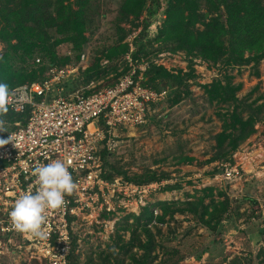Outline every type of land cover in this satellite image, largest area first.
Segmentation results:
<instances>
[{"label": "rangeland", "instance_id": "rangeland-1", "mask_svg": "<svg viewBox=\"0 0 264 264\" xmlns=\"http://www.w3.org/2000/svg\"><path fill=\"white\" fill-rule=\"evenodd\" d=\"M90 1L87 43L77 49L62 43L65 37H57L58 57L71 61L63 68L78 69L65 83L66 95L91 83L93 91L113 85L126 69L128 72L126 57L132 50L133 54L138 53L139 65L144 60L148 69L162 67L179 75L180 82L158 80L150 85L156 91L166 90V98L143 126L118 133L119 149L106 163L107 172L112 173L114 166L125 173L115 174L114 178L154 176L161 181L149 184L152 188L146 206H134L130 213L103 214L98 222H80L74 264H117L116 258L130 264V256L141 259L144 250L128 227L134 225V219H126L160 202L170 204V209L167 213L154 209L155 221L147 227L155 244L151 264H264V234L260 233L264 227V110L254 133L233 153L231 161L214 160L215 137L222 131V118L228 106L212 101L207 91V86L219 80H231L233 85H241L238 98L264 107V59L257 67L253 63L227 66L225 59L215 63L196 54L175 51L158 38L166 19L164 9L152 18V25L145 31L147 13L136 19L121 12L123 0ZM73 2L63 0V6L71 7ZM202 12L209 18L206 9ZM0 43L1 56L6 45L1 40ZM36 55L40 60L24 65L29 71L50 64L42 54ZM109 55L114 61L109 60ZM249 56L247 53L246 57ZM21 66L15 63L16 68ZM147 70L140 72L145 74ZM94 72L100 75L86 82V75ZM13 130V125L4 122L0 137ZM226 164L237 169L239 175L227 178ZM203 206L213 213L203 217L209 225L200 219ZM159 217L164 222L160 223ZM138 235L143 243L148 240L142 227ZM133 238L135 241L129 244ZM122 244L126 248H121ZM0 264L41 263L29 260L24 252L15 251L2 240Z\"/></svg>", "mask_w": 264, "mask_h": 264}, {"label": "built area", "instance_id": "built-area-1", "mask_svg": "<svg viewBox=\"0 0 264 264\" xmlns=\"http://www.w3.org/2000/svg\"><path fill=\"white\" fill-rule=\"evenodd\" d=\"M133 51L126 57L128 72L100 90L93 91L91 83L66 95L65 83L78 73L70 67L51 68L43 82L14 89L9 111H29V117L26 125L0 137V244L5 240L41 264H69L80 222H98L103 214L130 213L134 206L147 205L151 185L104 178V154L110 156L119 149L118 133L147 123L167 96L166 90L143 85L140 71H146L149 64L142 60L139 65ZM53 160L65 163L78 187L65 196L62 209L49 210L43 237L21 234L12 227L9 213L20 195L38 189L35 166ZM224 167L227 178L239 175L237 169Z\"/></svg>", "mask_w": 264, "mask_h": 264}, {"label": "trees", "instance_id": "trees-1", "mask_svg": "<svg viewBox=\"0 0 264 264\" xmlns=\"http://www.w3.org/2000/svg\"><path fill=\"white\" fill-rule=\"evenodd\" d=\"M90 3V0H74L72 5L76 8H73L72 5L63 6V0H0V25H2L0 40L6 45L4 53L0 56V82L7 83L10 89L14 90L25 84L48 79L52 66L63 68L68 65L71 62L68 57H58L57 37H65L62 43L67 42L77 49L87 43L85 32L91 24ZM161 9H164L166 19L158 38L175 51L182 50L196 54L215 63L225 59L227 66L253 63L254 67H257L264 59V0H123L121 5V12L126 16L139 19L147 13L143 22L145 31L152 25V18ZM203 9L208 11L209 18L202 12ZM37 53L42 54L43 59H48L50 64L39 70L29 71L24 65L28 61L39 59L36 57ZM247 53L250 54L249 57H246ZM133 57L137 59L138 53H134ZM108 58L113 60L112 55ZM16 62L22 66L16 68ZM99 75V72L87 74L86 82L94 80ZM144 75L146 81L143 85L147 87L158 80L180 82L179 75L171 74L157 66H150ZM64 86L66 87L67 84ZM240 89L241 85H233L231 80H219L207 86L212 101H219L228 106V111L222 118V131L215 137L217 152L214 160L231 161L233 153L254 133L255 125L263 113L262 105L255 107L237 97ZM28 117L29 111L24 114L8 111L6 115L0 116V120L13 125L15 131L27 124ZM16 123L20 125L17 126ZM108 157V154H104V178L112 181L115 174L125 173L116 170L114 166H111L112 173L107 172ZM125 179L136 185H148L159 182L162 178L148 176L144 179H130L125 175ZM156 208H161L167 213L170 204L160 202L156 205H148L142 208L138 216L130 214L126 219H134V225L128 227L132 228L133 236L144 250L141 259L130 256V259L132 258L130 264L154 262L152 252L155 244L147 227L155 221L153 210ZM203 212L200 216L202 221L205 215L213 214L206 206H203ZM158 221L162 223L164 218L159 217ZM204 223L209 225V222L204 221ZM141 227L148 238L145 243L140 241L138 235ZM212 229L216 228L212 227ZM260 233L264 234V227L261 228ZM134 241L133 238L129 244ZM76 247L75 243L69 264H74ZM121 248H126V244H122ZM116 263L124 264V261L116 258Z\"/></svg>", "mask_w": 264, "mask_h": 264}, {"label": "clouds", "instance_id": "clouds-1", "mask_svg": "<svg viewBox=\"0 0 264 264\" xmlns=\"http://www.w3.org/2000/svg\"><path fill=\"white\" fill-rule=\"evenodd\" d=\"M15 95V90L7 83L0 82V116L8 113L10 97ZM3 125L4 121L0 120V130ZM33 175L37 178L38 189L35 193L29 191L20 195L9 216L14 230L41 238L45 235L43 225L49 210L62 209L66 205L65 196L72 195L78 185L61 160L35 166Z\"/></svg>", "mask_w": 264, "mask_h": 264}]
</instances>
